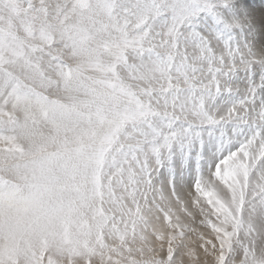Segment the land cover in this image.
Instances as JSON below:
<instances>
[{
  "label": "snow or ice",
  "instance_id": "obj_1",
  "mask_svg": "<svg viewBox=\"0 0 264 264\" xmlns=\"http://www.w3.org/2000/svg\"><path fill=\"white\" fill-rule=\"evenodd\" d=\"M205 12L213 0H0V264H264L245 215L264 203V77L243 95L232 82L264 61ZM211 137L187 199L157 197L153 155Z\"/></svg>",
  "mask_w": 264,
  "mask_h": 264
},
{
  "label": "rangeland",
  "instance_id": "obj_2",
  "mask_svg": "<svg viewBox=\"0 0 264 264\" xmlns=\"http://www.w3.org/2000/svg\"><path fill=\"white\" fill-rule=\"evenodd\" d=\"M255 2V0H213L217 15L205 12L200 19L202 22H207L208 28L223 33L233 44L243 47L264 61V44L257 45L252 34L247 32L249 28L246 22L247 15L250 14ZM261 7L259 18L264 14V0ZM217 17L221 19L218 20ZM199 26L205 27V24L201 23ZM260 33L264 39V29ZM261 77H264V62L258 61L251 71L237 72L232 82L238 88L239 94L243 95L249 82L253 79L259 81ZM260 93L264 94V87L260 89ZM237 98L236 94L225 93L217 98V103L235 101ZM216 143L215 137L203 141L199 139L177 141L171 149L164 150L159 156L154 154L151 161V180L156 196H162L169 202H175L177 199L186 200L197 180L205 177L212 168L211 155ZM245 215L248 222L256 229H264V203L250 202Z\"/></svg>",
  "mask_w": 264,
  "mask_h": 264
},
{
  "label": "bare ground",
  "instance_id": "obj_3",
  "mask_svg": "<svg viewBox=\"0 0 264 264\" xmlns=\"http://www.w3.org/2000/svg\"><path fill=\"white\" fill-rule=\"evenodd\" d=\"M255 1L256 2L253 3L254 5L250 9V14L247 15L248 19L246 22H248L247 25L249 26V28H247L248 29L247 32L252 34L251 36H252L253 40L255 41V43L257 45H259V44H264V39L261 36L262 34L260 33V31H262V29L258 23L259 14L262 11V7H261L262 0H255ZM241 16L242 15L240 14V17ZM253 16H255V17L253 18Z\"/></svg>",
  "mask_w": 264,
  "mask_h": 264
}]
</instances>
